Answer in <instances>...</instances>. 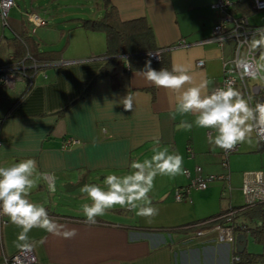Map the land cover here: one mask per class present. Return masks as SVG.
Wrapping results in <instances>:
<instances>
[{
    "label": "crops",
    "instance_id": "crops-1",
    "mask_svg": "<svg viewBox=\"0 0 264 264\" xmlns=\"http://www.w3.org/2000/svg\"><path fill=\"white\" fill-rule=\"evenodd\" d=\"M13 1L6 26L0 24V67L25 62L31 54L56 53L51 55L52 65L31 78L14 74L8 86H0V167L34 159L35 186L28 199L43 205L58 224L78 230L75 238L65 239L33 228L28 238L35 264H230L232 247L216 242L213 231L206 229L198 237L193 228H184L232 207L230 199L227 204L221 197L223 184H231L230 163L247 160L264 146L253 133L251 143L237 144V152L225 157L222 149L208 143L213 130L195 126L192 114L177 113L176 93L147 82L139 73L144 69L132 68L126 57L98 77L107 63L105 34L79 26L82 17L99 19L108 7L121 22L144 19L156 48L165 49L169 69L173 64L189 66L194 84L206 79L211 91L221 83L223 61L233 48L229 41H209L219 15L212 8L216 0H76L70 5L72 13L51 11L49 6L56 2L58 7V0ZM252 14L234 12V17L260 27L249 19ZM31 15L45 25L35 26ZM179 40L186 46L173 47ZM198 61L203 66L197 67ZM254 86L262 82L248 79L249 91ZM234 88L244 95L240 86ZM128 95L133 98L131 111L121 103ZM250 97L253 106L264 102L261 92ZM182 121L192 123L191 130ZM67 138L79 143L63 150ZM153 148L180 154L182 168L190 173V178L157 175L149 197L158 215L141 217L135 209L115 205L97 217L96 224L85 223L82 205L92 201L81 189L96 184L106 190L107 175L129 174L133 171L129 165L150 159ZM195 167L200 168V177L218 175L224 179L217 181L223 182L209 183L205 190L190 189L187 198L174 201L175 189L187 187L196 176ZM45 175L54 178L55 192L48 190ZM235 218L239 225L253 224L242 215ZM5 219L0 264L22 249L16 247L22 229L6 215Z\"/></svg>",
    "mask_w": 264,
    "mask_h": 264
},
{
    "label": "clouds",
    "instance_id": "clouds-1",
    "mask_svg": "<svg viewBox=\"0 0 264 264\" xmlns=\"http://www.w3.org/2000/svg\"><path fill=\"white\" fill-rule=\"evenodd\" d=\"M248 51L237 57L235 66L241 76L264 80V28L255 30L252 38L246 40ZM156 56V54H149ZM150 84L172 90L176 93V112L181 115L195 116L194 124L201 129L213 130L209 133L208 143L222 150H231L237 144L251 143L253 133L264 140V102L251 104V97L244 95L232 86V81H226L222 87L209 91L208 80L194 84L190 67L184 64H173L171 70L151 67V60L146 61L145 68L139 72ZM185 85H190L185 87ZM121 103L126 111L133 108V98L127 96ZM185 129L191 130L192 123L182 121ZM153 155L143 162L133 161L129 167L133 170L127 175L109 174L104 179L106 190L96 184H86L81 191L87 194L92 203L82 205L86 217L85 223L94 225L97 217L105 215L106 211L115 205L138 209L137 216L154 217L159 210L152 206L149 193L154 187L157 175L176 176L183 174V157L180 154L169 153L168 148L162 150L153 148ZM37 164L34 159L21 160L10 167H0V215H6L10 222L22 231L18 236L16 247L31 250L28 233L33 228L73 239L78 234L75 228L69 229L51 217L47 209L40 204L30 202L28 196L35 186L32 179ZM48 190L55 192L54 178L44 176ZM143 202L139 204L137 202Z\"/></svg>",
    "mask_w": 264,
    "mask_h": 264
},
{
    "label": "built area",
    "instance_id": "built-area-1",
    "mask_svg": "<svg viewBox=\"0 0 264 264\" xmlns=\"http://www.w3.org/2000/svg\"><path fill=\"white\" fill-rule=\"evenodd\" d=\"M252 8L255 12L264 11V0H251ZM230 0H216V3L212 5V8L216 9L219 13L218 19L215 25L212 28V36L210 38V42L216 41L218 43L223 42H231L233 43V48L231 51V57L225 61H223L222 65V81L218 85V87H222L226 81H232V86L236 87L240 86L243 90L245 98L250 97V94H259L260 92L264 94V80H260L262 82V86H254L249 91L247 87V80L251 77L241 76L240 71L235 66V60L239 56H243L248 51V45L245 43L246 40H250L255 30L258 28H264V26L260 27H251L248 25L246 18H236L233 15L228 13V10L231 6ZM15 5L13 0H0V24L5 27L7 24V18L9 11ZM30 21L35 24V26H44L45 22L40 20L37 16L31 15ZM186 46V42L184 40H179L173 47L175 48H183ZM165 51V49H161ZM149 54H156V56H150ZM161 51H154L147 54V57L154 61L158 62L160 60ZM257 59V53H256ZM36 63L32 64V68H37ZM197 67L203 66L202 61H198L196 63ZM38 66H42V64H38ZM27 66L25 62H21L16 65L0 67V86H8L13 78L14 74H20L22 76H28L25 73ZM28 78H31L28 76ZM264 99V98H263ZM252 104V102H251ZM253 106V105H252ZM254 136L256 137L255 133ZM257 138V137H256ZM259 143L264 146V140H260L257 138ZM79 142L73 138H67L61 145V148L64 150L69 146L77 145ZM238 146H235L231 150H223V155L227 157L228 155L234 154L237 152ZM194 171L196 176L190 180V183L187 187L177 188L173 193V199L176 202H181L187 195L189 194L190 189L195 190H205L209 183H212L217 180H223L222 176H214L208 175L206 177H200V168L195 167ZM184 176L186 178H190V173L188 170H184ZM51 177L50 175H47ZM241 192L247 207L253 206L255 204H261L264 202V179L260 172L255 174H245L243 184L241 187ZM236 211L229 210L225 214H222L212 220H207L204 222H200L193 226H187L184 229L195 230V236H202L206 229L208 231H213L216 235V242L220 244H229L232 247V256L230 259V264H235L239 261V257L235 253V237L239 234L243 235V231L247 233V227L245 225H239L235 222ZM7 223L5 219V215H0V249H1V230L3 226ZM212 223V226H211ZM36 257L31 248L28 249H20L14 255L5 258L4 264H35Z\"/></svg>",
    "mask_w": 264,
    "mask_h": 264
},
{
    "label": "trees",
    "instance_id": "trees-1",
    "mask_svg": "<svg viewBox=\"0 0 264 264\" xmlns=\"http://www.w3.org/2000/svg\"><path fill=\"white\" fill-rule=\"evenodd\" d=\"M234 12H241L244 17V15L252 14L255 11L252 8L251 1H243L231 4L228 13L234 16ZM79 26L91 32H104L105 34L107 48L104 56L107 57V63L102 68L98 77L108 74L112 66L121 63L123 57H126L129 63L131 62L132 68L144 69L146 61L150 60L147 54L159 50L161 51L160 60L158 62L151 60V67L156 70H160L161 68L170 70L165 57L166 52L156 48L151 27L144 19L121 22L115 9L108 7L101 18L96 20H80ZM52 53L56 52L50 51L44 54L35 53L29 55L27 61H25L27 66L25 73L28 76H32L43 68L49 67L51 62L54 61L52 60ZM33 63L37 64V68H32ZM38 64H42V66L39 67ZM262 149L264 148L262 147ZM229 210L236 211V215H242L248 218L254 226L247 227V232L255 241L264 243V202L250 207L246 205L242 207H231L227 211L204 221L212 220L225 214ZM243 235H246L244 231ZM236 254L239 257V261L235 264H264V253L254 254L244 250L243 253Z\"/></svg>",
    "mask_w": 264,
    "mask_h": 264
},
{
    "label": "rangeland",
    "instance_id": "rangeland-1",
    "mask_svg": "<svg viewBox=\"0 0 264 264\" xmlns=\"http://www.w3.org/2000/svg\"><path fill=\"white\" fill-rule=\"evenodd\" d=\"M50 0H46V2ZM59 6H56V2L49 6L51 11L58 10L62 13H72L70 5L77 3L76 0H58ZM41 2L40 4H42ZM51 4V3H50ZM57 7V8H56ZM56 8V9H55ZM75 13V12H74ZM86 19L85 17H82ZM249 19L254 23L255 26L264 25V11L255 12L253 13ZM34 36V33H31ZM257 62L264 63L259 61V56L257 57ZM229 170L231 172V184L228 186L227 184H223V194L222 199L225 203H229L232 207H242L245 204L241 187L243 184L245 174H255L260 172L264 179V149L261 153H252L247 157V160L237 161L236 163H230ZM224 171V169H223ZM227 170L223 174H227ZM218 176V175H216ZM216 182H223V181H216ZM242 182V183H241ZM137 211V209H135ZM235 218V222H236ZM239 221V219H238ZM247 225V224H246ZM253 224L247 225V227H253ZM246 251L248 253L254 254H262L264 253V243H259L251 237L248 232L246 233Z\"/></svg>",
    "mask_w": 264,
    "mask_h": 264
},
{
    "label": "water",
    "instance_id": "water-1",
    "mask_svg": "<svg viewBox=\"0 0 264 264\" xmlns=\"http://www.w3.org/2000/svg\"><path fill=\"white\" fill-rule=\"evenodd\" d=\"M66 190L69 189V185L64 186ZM235 250L237 253H243L246 248V238L244 235L239 234L235 237Z\"/></svg>",
    "mask_w": 264,
    "mask_h": 264
}]
</instances>
